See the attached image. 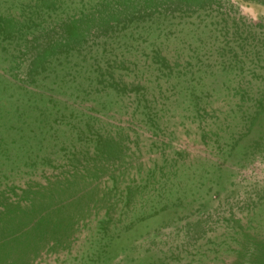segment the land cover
<instances>
[{
    "label": "rangeland",
    "instance_id": "obj_1",
    "mask_svg": "<svg viewBox=\"0 0 264 264\" xmlns=\"http://www.w3.org/2000/svg\"><path fill=\"white\" fill-rule=\"evenodd\" d=\"M0 264H264V0H0Z\"/></svg>",
    "mask_w": 264,
    "mask_h": 264
}]
</instances>
